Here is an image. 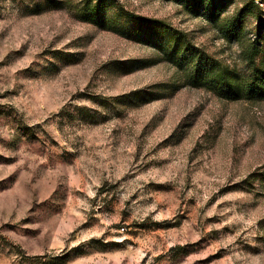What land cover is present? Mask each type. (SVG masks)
<instances>
[{"label": "rangeland", "instance_id": "1", "mask_svg": "<svg viewBox=\"0 0 264 264\" xmlns=\"http://www.w3.org/2000/svg\"><path fill=\"white\" fill-rule=\"evenodd\" d=\"M178 0H0V264H264V100L136 39L160 21L244 72ZM264 16V0H254Z\"/></svg>", "mask_w": 264, "mask_h": 264}, {"label": "trees", "instance_id": "2", "mask_svg": "<svg viewBox=\"0 0 264 264\" xmlns=\"http://www.w3.org/2000/svg\"><path fill=\"white\" fill-rule=\"evenodd\" d=\"M188 11L217 24L235 0H178ZM254 16L257 25L253 38L243 49L247 63L244 72L225 66L192 44L188 36L153 20H141L136 39L158 49L185 74L193 87H204L219 97L233 101L257 102L264 100V16L254 0L245 4L231 22L221 25L224 37L241 42L246 16Z\"/></svg>", "mask_w": 264, "mask_h": 264}]
</instances>
